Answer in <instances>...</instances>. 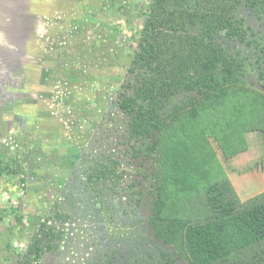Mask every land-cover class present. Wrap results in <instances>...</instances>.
<instances>
[{"label":"rangeland","instance_id":"1","mask_svg":"<svg viewBox=\"0 0 264 264\" xmlns=\"http://www.w3.org/2000/svg\"><path fill=\"white\" fill-rule=\"evenodd\" d=\"M147 3L0 0V153L17 173L0 179V264L18 261L44 222L61 238L40 264H106L108 254L116 263V252L126 259L118 264H156L136 202L143 200L136 185L142 177L131 150L125 154L126 118L116 103ZM239 16L249 28L244 44H221L244 56V84L253 89V63L264 58V18L244 7ZM198 118L204 126L200 111ZM242 129L227 153L209 141L245 202L264 192V126L257 116ZM110 160L119 162L118 181L89 185L88 170Z\"/></svg>","mask_w":264,"mask_h":264},{"label":"trees","instance_id":"2","mask_svg":"<svg viewBox=\"0 0 264 264\" xmlns=\"http://www.w3.org/2000/svg\"><path fill=\"white\" fill-rule=\"evenodd\" d=\"M241 7L264 18V0H148L142 5L141 30L116 103L126 118L125 154L131 150L142 177L136 185L143 200L136 202L156 264H264V192L241 202L209 141L210 136L227 153L240 141L238 131L254 118L264 126V58L253 63L258 83L250 89L244 84V56L222 45L244 44L248 37ZM229 90L235 93L227 95ZM3 154L0 179L17 174ZM118 164H96L87 183L118 181ZM60 238L53 226L40 223L14 264H40ZM124 256L116 252L114 263L108 254L105 262L118 264Z\"/></svg>","mask_w":264,"mask_h":264}]
</instances>
